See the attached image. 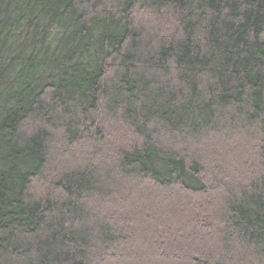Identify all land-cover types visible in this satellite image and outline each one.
I'll return each mask as SVG.
<instances>
[{"label": "trees", "instance_id": "1", "mask_svg": "<svg viewBox=\"0 0 264 264\" xmlns=\"http://www.w3.org/2000/svg\"><path fill=\"white\" fill-rule=\"evenodd\" d=\"M0 264H264V0H0Z\"/></svg>", "mask_w": 264, "mask_h": 264}]
</instances>
